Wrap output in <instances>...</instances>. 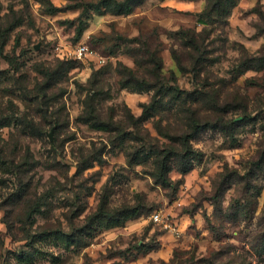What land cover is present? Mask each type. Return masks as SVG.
Listing matches in <instances>:
<instances>
[{
	"label": "rangeland",
	"instance_id": "rangeland-1",
	"mask_svg": "<svg viewBox=\"0 0 264 264\" xmlns=\"http://www.w3.org/2000/svg\"><path fill=\"white\" fill-rule=\"evenodd\" d=\"M213 1L138 0L120 15L104 0H0V117L36 124L0 128V264H264V0L221 14ZM83 43L107 63L77 60ZM152 53L163 85L218 121L191 139L201 160L168 188L128 158L187 129L178 102L145 115L156 89L121 83L131 70L156 84ZM94 109L124 129L96 127ZM133 121L151 141L132 140ZM102 206L142 214L111 221Z\"/></svg>",
	"mask_w": 264,
	"mask_h": 264
},
{
	"label": "trees",
	"instance_id": "trees-1",
	"mask_svg": "<svg viewBox=\"0 0 264 264\" xmlns=\"http://www.w3.org/2000/svg\"><path fill=\"white\" fill-rule=\"evenodd\" d=\"M138 0H104V4L108 6L113 12L116 14H131L134 11V8L136 7V2ZM235 5V0H214L212 5L210 6V10L212 9V12H215L216 14H221V12L228 10V7H232ZM56 10V9H54ZM227 12V11H226ZM209 18H211V14L209 15ZM82 33V32H81ZM184 36L189 39V44L192 49H196L199 51V41L196 39V34L191 31H185ZM152 59H150V64H152L153 71L150 70V74L153 73L154 77L158 82L156 84L150 83L146 80H141L138 76L135 75L134 71L129 70V73L127 75H124L122 77V84L124 85H133L134 87L138 89H147L152 88L156 89V95L152 99V102L145 105L144 107V113L145 115H149L152 112H158L159 109L163 108L165 105L164 100L165 99H172L174 102H178L179 109L178 112L181 114L182 117H179L182 119V121L187 120V129L186 132L179 134V135H172L167 132L159 131L160 134L167 138L170 142L167 146H165L162 149L153 148L151 152H140V153H129L128 158L130 162H134V164H143V165H150L151 167V175L155 178V180L162 184L164 187H170L173 183V180L169 177V174L177 168L178 171H180L182 174L188 173L190 170L194 168V165L197 161L201 160L202 153L199 151H196L193 149L191 145V139L194 138L196 135H198L203 130H206L207 128H213L218 126V121H210L209 118L200 119L197 118L196 115L199 113L201 108L194 109V106H192V103L194 99H189L188 93H182L178 89H173L172 87L166 88L162 82L165 80L161 78L160 70L162 69V59L159 58L156 54L152 53ZM261 63H263V60H259ZM197 66L202 64V60L198 59L195 63ZM109 73V72H107ZM46 80H51L52 76L51 73L46 70V72H43ZM124 78V80H123ZM102 84L99 79L95 82L94 86L98 91V94L102 93L103 86L100 87ZM46 89V88H45ZM172 94V95H171ZM177 94L179 96H177ZM186 95V96H185ZM97 96V95H96ZM43 97L45 98L46 95L44 94ZM201 98V97H200ZM39 100V99H38ZM95 98H91V101ZM196 100V99H195ZM101 101V100H100ZM39 102V101H38ZM180 102V103H179ZM190 102V103H189ZM207 104L212 105L213 102L210 101ZM205 105V104H204ZM202 105V106H204ZM201 106V105H200ZM198 106V107H200ZM208 110H211L213 112H219L217 110V107L215 105L208 106ZM12 112L11 115H1L0 117V128L7 127L13 120H19V123L23 126V128H27L32 130L36 127L35 121L26 119V118H20L17 117V113H15L14 110H10ZM94 113L97 115L95 118L93 117V121L96 127L101 129H111L116 128L119 126V122H114V120L111 118V120L104 121L101 119L100 115L97 113L96 109H94ZM184 116V117H183ZM133 127L136 130V133H131V138L134 141H151L150 138H148L146 135L143 134L141 128L139 127V123L137 121H133ZM122 130L124 129L122 126H119ZM26 130V129H25ZM39 132L42 134V129H38ZM44 132V131H43ZM142 155V161L140 160V156ZM151 160V162H150ZM260 166L264 164V158L261 160L260 163H258ZM249 174H253V169L249 172ZM224 189V187H223ZM226 190V189H224ZM121 212V214H120ZM99 216L105 217L107 220H115L117 215L122 216L125 219L128 218H134L139 217L141 213L140 207H127L123 210L119 211H108L105 209V206H102L99 211ZM50 237L51 235L48 233H43L41 235L42 238L44 237ZM78 242V241H76Z\"/></svg>",
	"mask_w": 264,
	"mask_h": 264
},
{
	"label": "built area",
	"instance_id": "built-area-1",
	"mask_svg": "<svg viewBox=\"0 0 264 264\" xmlns=\"http://www.w3.org/2000/svg\"><path fill=\"white\" fill-rule=\"evenodd\" d=\"M93 56L95 58V62L98 65H105L107 63V57L103 56L102 54H96L94 51L91 50V48L86 44L83 43L77 47V51L75 53V58L77 60H82L83 58H89ZM152 219L156 222L162 221L161 215L159 213L153 214Z\"/></svg>",
	"mask_w": 264,
	"mask_h": 264
},
{
	"label": "water",
	"instance_id": "water-1",
	"mask_svg": "<svg viewBox=\"0 0 264 264\" xmlns=\"http://www.w3.org/2000/svg\"><path fill=\"white\" fill-rule=\"evenodd\" d=\"M52 132H53V130H52ZM49 137H50V140H53L52 133L49 135Z\"/></svg>",
	"mask_w": 264,
	"mask_h": 264
}]
</instances>
